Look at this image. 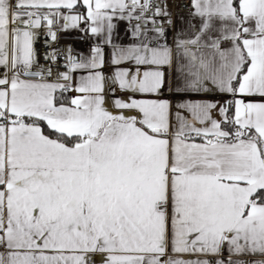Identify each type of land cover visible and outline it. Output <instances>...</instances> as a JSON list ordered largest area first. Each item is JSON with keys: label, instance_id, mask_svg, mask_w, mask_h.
<instances>
[{"label": "snow or ice", "instance_id": "snow-or-ice-1", "mask_svg": "<svg viewBox=\"0 0 264 264\" xmlns=\"http://www.w3.org/2000/svg\"><path fill=\"white\" fill-rule=\"evenodd\" d=\"M97 260L264 264V0H0V264Z\"/></svg>", "mask_w": 264, "mask_h": 264}, {"label": "crops", "instance_id": "crops-1", "mask_svg": "<svg viewBox=\"0 0 264 264\" xmlns=\"http://www.w3.org/2000/svg\"><path fill=\"white\" fill-rule=\"evenodd\" d=\"M81 35L76 32H68L64 33L61 38V43L63 44H72L73 46L77 47L78 49H84L86 47V43L77 37ZM96 264H102L101 261L97 260Z\"/></svg>", "mask_w": 264, "mask_h": 264}, {"label": "built area", "instance_id": "built-area-1", "mask_svg": "<svg viewBox=\"0 0 264 264\" xmlns=\"http://www.w3.org/2000/svg\"><path fill=\"white\" fill-rule=\"evenodd\" d=\"M177 10L178 9L175 7V5H173V7H172L173 13L177 12ZM60 43H61V41H60ZM61 44L63 45V43H61ZM40 50L43 51V48H41Z\"/></svg>", "mask_w": 264, "mask_h": 264}]
</instances>
